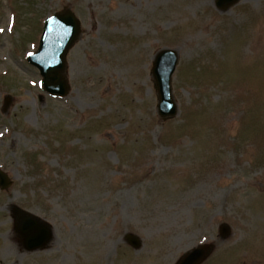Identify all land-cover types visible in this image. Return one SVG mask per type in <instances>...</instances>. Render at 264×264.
Segmentation results:
<instances>
[{
	"label": "rangeland",
	"instance_id": "obj_1",
	"mask_svg": "<svg viewBox=\"0 0 264 264\" xmlns=\"http://www.w3.org/2000/svg\"><path fill=\"white\" fill-rule=\"evenodd\" d=\"M65 8L83 35L70 92L53 98L26 52ZM0 29V168L13 181L0 190V264H175L202 243L214 245L204 264H264V0L225 12L215 0H0ZM163 48L179 56L168 121L150 73ZM19 209L50 225L44 248L25 249Z\"/></svg>",
	"mask_w": 264,
	"mask_h": 264
},
{
	"label": "water",
	"instance_id": "obj_2",
	"mask_svg": "<svg viewBox=\"0 0 264 264\" xmlns=\"http://www.w3.org/2000/svg\"><path fill=\"white\" fill-rule=\"evenodd\" d=\"M238 0H217L220 9H227ZM56 28L57 26L58 29ZM78 23L71 14L55 16L48 24L42 38L40 50L35 57L29 59L30 63L37 66L44 77L45 90L53 96H65L69 86L65 78V58L76 42ZM178 63V56L174 51H163L156 57L153 64L152 75L155 79V87L159 93V115L163 120L174 117L177 108L174 104L171 91L172 75ZM11 183L7 176L0 171V187L9 189ZM19 231L27 237V248L35 250L43 247L51 239V231L37 218L17 212ZM221 236L227 238L230 235L229 227L223 225L220 229ZM134 247H139L136 239H130ZM213 248L211 246L195 248L186 254L177 264H201L205 261Z\"/></svg>",
	"mask_w": 264,
	"mask_h": 264
},
{
	"label": "snow or ice",
	"instance_id": "obj_3",
	"mask_svg": "<svg viewBox=\"0 0 264 264\" xmlns=\"http://www.w3.org/2000/svg\"><path fill=\"white\" fill-rule=\"evenodd\" d=\"M3 31V29H0V32H2Z\"/></svg>",
	"mask_w": 264,
	"mask_h": 264
}]
</instances>
